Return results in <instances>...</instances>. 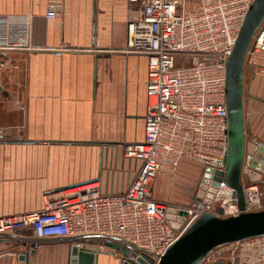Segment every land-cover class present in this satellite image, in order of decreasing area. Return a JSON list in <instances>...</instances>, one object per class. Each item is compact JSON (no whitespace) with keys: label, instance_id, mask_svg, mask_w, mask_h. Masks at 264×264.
<instances>
[{"label":"built area","instance_id":"1","mask_svg":"<svg viewBox=\"0 0 264 264\" xmlns=\"http://www.w3.org/2000/svg\"><path fill=\"white\" fill-rule=\"evenodd\" d=\"M132 1L137 6L127 19L125 52L148 59L144 139L113 145L139 163L132 181L114 193H104L99 182L46 191L42 209L0 217V235L30 231L35 239L113 236L151 252L152 264H160L203 214H218L222 209V217L229 218L242 213L233 191L223 183L210 203L205 197L186 205L157 200L151 186L160 174L175 177L186 158L205 168L225 170L229 139L226 63L255 0ZM46 16L60 18L61 14L49 11ZM19 27L18 41L4 38L3 48L32 49L31 21ZM245 77L264 79V25L248 50ZM244 192L245 212L264 211V190L259 183L244 184ZM171 208L178 212L172 220L168 219ZM179 212L186 213L183 221ZM94 246L105 250L103 244ZM116 254L123 259L121 252ZM219 262L264 264V237L219 247L201 264Z\"/></svg>","mask_w":264,"mask_h":264},{"label":"crops","instance_id":"2","mask_svg":"<svg viewBox=\"0 0 264 264\" xmlns=\"http://www.w3.org/2000/svg\"><path fill=\"white\" fill-rule=\"evenodd\" d=\"M136 6L132 0H0V130L25 141H0V217L42 209L46 191L99 182L104 193H114L132 181L139 163L113 145L144 139L148 59L125 52ZM49 11L61 17L49 18ZM27 19L32 49L3 48L4 38L18 41ZM195 161L184 159L181 171L199 170ZM109 171L128 173V184L121 188L122 178ZM157 178L153 191L162 194L167 180ZM17 236L33 238L30 231ZM75 247L95 253V264H121L111 248L64 241L1 243L0 264H72Z\"/></svg>","mask_w":264,"mask_h":264},{"label":"water","instance_id":"3","mask_svg":"<svg viewBox=\"0 0 264 264\" xmlns=\"http://www.w3.org/2000/svg\"><path fill=\"white\" fill-rule=\"evenodd\" d=\"M264 25V0H255L247 12L238 39L230 58L226 63V106L228 114V154L225 170L219 171L206 167L198 198L213 199L214 194L223 183L233 193L234 202L242 213L237 217L223 218V211L218 214H203L184 234L180 241L169 248L160 264H201L215 249L237 242L264 237V211L245 212L244 183H259L264 180V144L248 138L245 125L244 110V66L248 50L257 31ZM2 87L0 85V101ZM14 144L25 141L11 139L9 131L0 130V141ZM178 213L175 208L168 210V219ZM183 221L186 213L179 212ZM171 226L178 228L177 224ZM47 241H64L80 245L103 244L107 248L121 252V264H152L149 251L141 250L131 243L113 236L86 235L74 238L35 239L17 235H0L1 243H22L26 247L37 246ZM73 255L76 262L72 264H95L96 254L79 250L75 247ZM217 264H225L219 262Z\"/></svg>","mask_w":264,"mask_h":264},{"label":"rangeland","instance_id":"4","mask_svg":"<svg viewBox=\"0 0 264 264\" xmlns=\"http://www.w3.org/2000/svg\"><path fill=\"white\" fill-rule=\"evenodd\" d=\"M264 79L250 77L244 78V110L245 125L248 129L247 137L252 138L255 134L261 141H264ZM250 131V137L248 136ZM195 161V160H194ZM199 170H191V165L184 168V173L179 168L175 177L165 175L167 180L166 189L162 194L153 191L154 197L162 202H168L173 205L189 204L198 198V192L202 185V179L205 172V165L200 162ZM111 175L122 178L121 188L128 184L129 174L119 171H109ZM110 174V173H109ZM124 177V178H123ZM159 178L155 179V184ZM164 180V179H163ZM154 184V185H155ZM263 185V184H260ZM120 186V185H119Z\"/></svg>","mask_w":264,"mask_h":264}]
</instances>
